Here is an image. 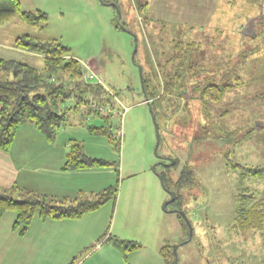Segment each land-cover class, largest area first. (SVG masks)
<instances>
[{"label":"rangeland","instance_id":"374dc122","mask_svg":"<svg viewBox=\"0 0 264 264\" xmlns=\"http://www.w3.org/2000/svg\"><path fill=\"white\" fill-rule=\"evenodd\" d=\"M20 1L23 11L45 9L48 27L39 30L16 17L0 29V44L31 34L69 47L92 82L98 77L107 91L101 111L114 114L110 130L121 141L115 149L107 137L92 135L90 125L105 124L95 116L80 121V114H71L61 130L58 147L83 143L87 155L112 167L53 179L82 185L83 198L118 187L116 203L99 210L102 234L84 237L87 244L78 253L105 250L111 237L142 246L127 254L116 250L134 264L163 262L164 246L172 256L178 246L177 264H264V235L242 236L236 216L242 189L263 192L264 183L242 178L227 161L229 155L242 165L264 166V21L255 23L254 37L242 34L251 18L262 15L261 0H118L119 10L99 0ZM145 4L148 11L139 16L138 6ZM119 11L127 31L116 26ZM0 58L44 66L39 57L10 50L0 49ZM181 61L187 72L196 66L189 90L150 106L142 76L156 88L157 79L173 75ZM224 77L234 87L221 100L205 103V84H221ZM185 170L191 177L178 183ZM180 211L194 228L185 244L190 229Z\"/></svg>","mask_w":264,"mask_h":264},{"label":"trees","instance_id":"16d2710c","mask_svg":"<svg viewBox=\"0 0 264 264\" xmlns=\"http://www.w3.org/2000/svg\"><path fill=\"white\" fill-rule=\"evenodd\" d=\"M103 1L105 4L116 3L119 9L118 0ZM236 1L238 0H231L233 4ZM260 3L262 6L259 7V13H262L261 20L264 21V0ZM147 11V4L138 6L139 16L140 14L143 16ZM16 17H19L26 25L39 30H45L48 27L49 18L44 11L27 12L23 11L20 0H0V29ZM251 17L254 15L248 16V19ZM261 20L255 23L258 24ZM122 25L126 28L122 17L121 19L118 17L116 26L121 28ZM12 47L42 56L44 66L38 69L17 60L0 58L1 150L9 152L19 129L28 123L33 124L37 130L45 134L50 142L53 141L58 131L66 126L69 114L73 111L78 113L80 110L83 112L81 116L85 119L92 115L105 120V124L101 127L89 126L92 135L107 137L115 149L120 147L121 141L110 130L111 121L115 118L114 114L104 116L101 111L102 99L107 95V91L100 83L92 82L94 79L91 82L86 80L87 74L83 64L72 54L69 47L57 39H39L31 34L17 37L12 42ZM194 67L196 66H189L190 70L187 72L185 63L181 61L173 75L162 76L161 80L157 79L159 86L152 89L149 88L151 80L143 75L142 82L146 99L150 101L149 105L152 106L154 102L160 103L169 96L186 93L190 83L188 78L196 74ZM197 68L200 69L199 66ZM225 78L221 84L212 82L205 84L201 91V98L205 103L221 100L225 93L234 87ZM121 114L124 113H119L118 116L120 117ZM227 161L231 169L241 172L242 178L250 177L264 183V166L242 165L231 161L229 155H227ZM106 167H112V163L88 156L83 143L71 142L64 170L76 171ZM189 173L185 170L178 183L184 182L185 176L191 177ZM161 182L168 192L164 174H162ZM176 194L178 198V191ZM117 196L118 187L110 186L96 193L94 198L57 200L14 185L10 189L0 188V218L10 211L17 213L13 229L19 231V235L23 237L36 217L43 221L79 219L99 210L110 201L116 203ZM238 200L237 227L242 232V236L251 235L253 231L264 235V191L242 189ZM185 214L192 226L187 212ZM179 217L185 220L188 225L186 229H189L186 219L180 214ZM183 228H185L184 225ZM189 241L187 239L183 244ZM118 244L126 254L142 247L139 243L128 241H120ZM161 253L167 264H176L175 255L172 256L169 246H165Z\"/></svg>","mask_w":264,"mask_h":264},{"label":"crops","instance_id":"0c3cea01","mask_svg":"<svg viewBox=\"0 0 264 264\" xmlns=\"http://www.w3.org/2000/svg\"><path fill=\"white\" fill-rule=\"evenodd\" d=\"M21 5L23 6L22 2ZM36 10L45 11V9L39 8L34 11ZM13 41L9 45L0 44V49L13 51L27 58L39 57L43 60V57L38 54L13 48ZM28 62L29 65L35 67L31 61ZM71 114H80V121L87 120L81 116L83 114L81 110L78 113L71 112L69 117ZM76 122L75 119L74 123ZM61 130L50 142L45 134L37 130L33 124L23 125L19 129L10 151L6 152L0 149V188L10 189L17 185L20 189L45 194L57 200L81 198L85 192L82 185L73 186L62 180L63 178H59L61 180L53 179L52 175L68 177L74 172L75 174L86 171L95 172L97 169L64 170L69 152L67 147H70V144L66 145L67 147H58ZM72 190H76L77 193L72 194ZM99 210L88 213L79 219L43 221L36 217L23 237L19 235V231L13 229L17 213L12 211L5 213L0 218V264H134L125 256L123 258L118 256L119 253L117 254L116 250H122L118 244L122 240L111 237L106 238V241L112 244L108 245L109 248L105 250L102 248L93 249L85 255L78 253L87 244L81 242L84 237L98 238L103 232L104 220L98 216ZM110 238L112 240H109ZM99 251L101 252L99 253ZM160 255L163 262L158 259L153 263L149 261L145 264H167L162 253ZM139 264H144V262Z\"/></svg>","mask_w":264,"mask_h":264},{"label":"water","instance_id":"95a60500","mask_svg":"<svg viewBox=\"0 0 264 264\" xmlns=\"http://www.w3.org/2000/svg\"><path fill=\"white\" fill-rule=\"evenodd\" d=\"M102 4H105L103 0H99ZM114 7H116L118 9V5L116 3H111ZM119 10V9H118ZM263 17V15H261L260 17H254V18H251L247 24L245 25V27L243 28L242 30V34L245 35V36H249V37H254L256 35V28H255V22L258 21V20H261ZM119 19H121V14H120V11H119ZM121 28L125 31H127V29L122 25ZM135 42H137V38L135 37ZM147 98V97H146ZM146 101L149 103L150 101L148 99H146ZM158 140H159V137H158ZM171 164H175V160H173L171 162ZM155 169V168H154ZM161 181H162V177H160ZM177 198V194L176 192H173L172 193V198H171V202L174 201L175 199ZM166 206H167V203L164 205V209H166ZM179 213L181 216H183L186 221L188 222L189 224V229H190V238L189 240L192 239V236H193V228L191 226V224L189 223L188 221V218L185 214V212H177ZM177 247H174V253L176 255V251H177ZM176 264H177V261H176Z\"/></svg>","mask_w":264,"mask_h":264},{"label":"built area","instance_id":"2783aa9c","mask_svg":"<svg viewBox=\"0 0 264 264\" xmlns=\"http://www.w3.org/2000/svg\"><path fill=\"white\" fill-rule=\"evenodd\" d=\"M89 75H87L85 78H86V80L87 81H91V80H93V78H90V77H88ZM95 79H97V83H98V81H99V83H101V81H100V79L98 78V77H95Z\"/></svg>","mask_w":264,"mask_h":264}]
</instances>
